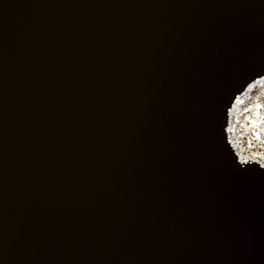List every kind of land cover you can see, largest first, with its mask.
Listing matches in <instances>:
<instances>
[{"label":"water","instance_id":"obj_1","mask_svg":"<svg viewBox=\"0 0 264 264\" xmlns=\"http://www.w3.org/2000/svg\"><path fill=\"white\" fill-rule=\"evenodd\" d=\"M0 264H264V0H0Z\"/></svg>","mask_w":264,"mask_h":264}]
</instances>
